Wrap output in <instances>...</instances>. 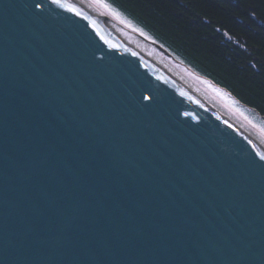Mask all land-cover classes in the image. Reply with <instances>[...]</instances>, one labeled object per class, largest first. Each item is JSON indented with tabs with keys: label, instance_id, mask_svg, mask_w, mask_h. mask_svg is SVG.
<instances>
[{
	"label": "water",
	"instance_id": "obj_1",
	"mask_svg": "<svg viewBox=\"0 0 264 264\" xmlns=\"http://www.w3.org/2000/svg\"><path fill=\"white\" fill-rule=\"evenodd\" d=\"M0 264H264V139L72 0H0Z\"/></svg>",
	"mask_w": 264,
	"mask_h": 264
},
{
	"label": "trees",
	"instance_id": "obj_2",
	"mask_svg": "<svg viewBox=\"0 0 264 264\" xmlns=\"http://www.w3.org/2000/svg\"><path fill=\"white\" fill-rule=\"evenodd\" d=\"M147 38L264 118V0H104Z\"/></svg>",
	"mask_w": 264,
	"mask_h": 264
},
{
	"label": "rangeland",
	"instance_id": "obj_3",
	"mask_svg": "<svg viewBox=\"0 0 264 264\" xmlns=\"http://www.w3.org/2000/svg\"><path fill=\"white\" fill-rule=\"evenodd\" d=\"M87 1L127 31L135 33L136 35L144 38L146 41L153 42L112 7H104L103 4L98 3L97 0ZM162 57L176 70L177 73L183 76L188 82L192 83L199 90L204 92L217 107L222 109L234 119H237L238 122L245 125V127L253 131L260 138L264 139V118L258 116L248 108L243 107L241 104L236 102L226 91L216 87L211 82L185 66L183 63L175 60L173 57L167 56L163 52Z\"/></svg>",
	"mask_w": 264,
	"mask_h": 264
},
{
	"label": "bare ground",
	"instance_id": "obj_4",
	"mask_svg": "<svg viewBox=\"0 0 264 264\" xmlns=\"http://www.w3.org/2000/svg\"><path fill=\"white\" fill-rule=\"evenodd\" d=\"M72 1L76 3L90 17H92L99 23L103 24L104 26L109 28L112 32H114L116 35H118L120 38H122L126 43H128L132 48H134L144 58H146L151 64L159 67L160 69L186 82L193 91V93L195 94V96L197 97V99L201 102V104L205 106L208 110H210L212 113L220 116H224L230 119L231 121L235 122L236 124L242 126L243 128L247 129L248 131L252 132L253 134H255L253 131L245 127V125L238 122L237 119H234L229 114L224 112L222 109L217 107L204 92L199 90L192 83L188 82L183 76L177 73L176 70L163 59L162 52L154 44L144 40L142 37L136 35L135 33L129 32L123 27L119 26L114 21H112L106 14H104L98 8L93 6L87 0H72Z\"/></svg>",
	"mask_w": 264,
	"mask_h": 264
},
{
	"label": "snow or ice",
	"instance_id": "obj_5",
	"mask_svg": "<svg viewBox=\"0 0 264 264\" xmlns=\"http://www.w3.org/2000/svg\"><path fill=\"white\" fill-rule=\"evenodd\" d=\"M53 4H60V0H51ZM98 3H102L104 7H109L108 4L104 3V0H97Z\"/></svg>",
	"mask_w": 264,
	"mask_h": 264
}]
</instances>
